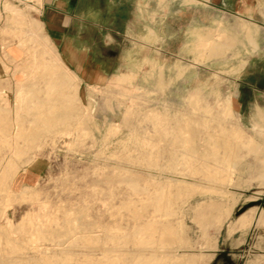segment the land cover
Returning a JSON list of instances; mask_svg holds the SVG:
<instances>
[{
	"label": "rangeland",
	"instance_id": "374dc122",
	"mask_svg": "<svg viewBox=\"0 0 264 264\" xmlns=\"http://www.w3.org/2000/svg\"><path fill=\"white\" fill-rule=\"evenodd\" d=\"M167 12L164 41L90 27L81 84L46 45L3 75L0 264H264V40L236 11Z\"/></svg>",
	"mask_w": 264,
	"mask_h": 264
},
{
	"label": "crops",
	"instance_id": "0c3cea01",
	"mask_svg": "<svg viewBox=\"0 0 264 264\" xmlns=\"http://www.w3.org/2000/svg\"><path fill=\"white\" fill-rule=\"evenodd\" d=\"M199 9L236 11L254 29L256 40H264V0H0V60L14 63L0 64V87L3 75L17 83L29 72L21 61L28 45L36 57L39 45L48 47V56L56 50L81 84L91 69L77 59L90 57L82 45L92 41L90 27L102 31L108 25L120 26L112 32L131 42L164 41L168 10L195 11L192 24L198 26Z\"/></svg>",
	"mask_w": 264,
	"mask_h": 264
},
{
	"label": "bare ground",
	"instance_id": "6f19581e",
	"mask_svg": "<svg viewBox=\"0 0 264 264\" xmlns=\"http://www.w3.org/2000/svg\"><path fill=\"white\" fill-rule=\"evenodd\" d=\"M259 115H261V113ZM181 131H182V136H183L182 141L185 142V143H189L190 144L189 145V149L191 151H194L193 143H195L194 140H195L196 134L199 131V129L195 125H193V123L189 122L186 119L185 120V125L181 129ZM219 135H221V133L220 134H216L214 136V140H213V142L211 144V145H213L212 147H213L214 150H218L220 148L218 145H219V142H221V138L217 137ZM223 142H224V144H227V141H223ZM257 148L260 150V153L262 154V163L264 165V146H257ZM214 150H212V151H214ZM207 213L208 214H206L205 218L206 219L213 218V219L216 220V222L218 224L223 222L224 218L226 217V215H224L221 212V207L218 204H215L213 202L209 205ZM260 220L264 221V211L260 215Z\"/></svg>",
	"mask_w": 264,
	"mask_h": 264
}]
</instances>
